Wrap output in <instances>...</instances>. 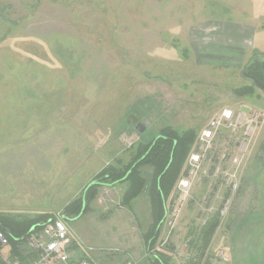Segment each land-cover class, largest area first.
<instances>
[{
    "label": "rangeland",
    "instance_id": "obj_1",
    "mask_svg": "<svg viewBox=\"0 0 264 264\" xmlns=\"http://www.w3.org/2000/svg\"><path fill=\"white\" fill-rule=\"evenodd\" d=\"M263 13L264 0H0V215L62 214L94 174L126 163L164 126L192 128L196 138L225 107L247 103L264 110V91L256 85L251 95L235 93L253 85L246 65L264 55L250 56L249 49L234 67L219 59L208 63L203 53L213 42L227 45L228 22L250 23V30L264 21ZM127 136L135 138L132 146ZM141 170L147 176L151 167ZM116 185L99 188L82 222L92 217L95 228L109 232L114 222L126 221L116 189L128 182ZM205 212L203 203L190 202L173 228L163 221L156 247L171 255L170 264L206 258L209 264H264V249L250 258L242 252L248 240L222 237L227 223L264 212V124L236 203L200 257L196 236ZM66 225L70 237L74 228ZM85 240L81 246L96 253L97 264H149L144 252L130 256L119 241Z\"/></svg>",
    "mask_w": 264,
    "mask_h": 264
},
{
    "label": "built area",
    "instance_id": "obj_2",
    "mask_svg": "<svg viewBox=\"0 0 264 264\" xmlns=\"http://www.w3.org/2000/svg\"><path fill=\"white\" fill-rule=\"evenodd\" d=\"M263 124L264 110L247 103L225 107L205 123L175 184L165 224L173 228L178 212L190 202L200 206L203 203L207 211L200 218V225L214 215L219 223L225 219L236 203L248 153ZM134 142L132 136L125 138L127 146ZM69 244L68 228L61 213L54 214L39 228L33 226L27 233L14 237L13 242L0 229V264H90L86 259H73ZM220 254L222 259L227 258L226 251Z\"/></svg>",
    "mask_w": 264,
    "mask_h": 264
},
{
    "label": "trees",
    "instance_id": "obj_3",
    "mask_svg": "<svg viewBox=\"0 0 264 264\" xmlns=\"http://www.w3.org/2000/svg\"><path fill=\"white\" fill-rule=\"evenodd\" d=\"M245 71L248 77L254 78L264 85V58L262 60L255 59L247 64ZM254 86L253 83V85L236 88L235 93L251 95ZM195 135L192 128L182 132H178L170 126L160 128L152 139L137 146L135 153L131 154L126 163L119 166H105L94 174L83 187L80 195L65 205L62 210L63 217L72 219L87 212L90 209V203L95 199L102 186H114L128 182V187L120 199L121 205L130 206L131 201L142 192H146L149 198L151 222L142 234L149 264H170L171 255L163 249L159 250L156 246L158 242L160 243L158 240L166 214L168 197L182 172ZM144 166L151 167V172L147 175L149 178L143 175L141 168ZM53 216L52 213H45L33 219L14 220L0 215V229L13 242L14 237L27 233L33 226L39 228ZM218 225L219 219L214 215L199 228L196 240L200 257H203ZM206 262L207 258L204 264H209Z\"/></svg>",
    "mask_w": 264,
    "mask_h": 264
},
{
    "label": "crops",
    "instance_id": "obj_4",
    "mask_svg": "<svg viewBox=\"0 0 264 264\" xmlns=\"http://www.w3.org/2000/svg\"><path fill=\"white\" fill-rule=\"evenodd\" d=\"M262 19H264V13L263 18H261L260 21ZM228 23L229 24L223 26V32H225L226 36L225 38L229 40L227 45L221 46L220 48L219 44L213 42L211 44L212 47L209 50L204 49L203 51V53L205 52V58L209 61L208 63H214L219 59L222 61V64L238 67L243 64L245 58L247 57L246 51L249 49H253L250 56L253 55V52L259 56L264 55V21L260 22L259 25L253 24V28L250 30L246 28V25H250V23ZM118 185H123V183L117 184L116 186ZM127 187L128 185L123 186L121 189H116V192L118 193H116V196L118 199H121ZM142 193L141 194L144 196L138 198V195L131 201L130 206L121 210L122 212H125L123 214L126 221L124 222L121 219L120 221L114 222V225H112V222L111 225L113 227H111L109 232L99 229L98 226L95 228V220L92 217H89L87 222H82L83 215L87 213L81 214L73 219L65 218L66 223H71V226L74 228L73 232L69 229L71 238L68 250L72 258L74 257L77 260L79 258H85L88 259L91 264H97V260L94 257L96 253H86L85 249L83 250V247L81 246L87 238L93 242L96 240L97 243H100L102 240L119 241V247L126 253L128 252L130 256H138L143 254V252L145 253L142 234L145 230H147L151 222V212L148 195L146 192ZM92 203L93 201L90 203V208ZM256 210H259V206ZM263 215L264 212H259V214L255 216L244 217L241 220H237L234 225L227 223L223 232L224 236L222 235V237L226 240L230 239V242L236 238L234 243H236V241L238 243L240 240H248L246 241L247 244H244L247 248L242 251L243 255H247L250 258L260 257L262 254L260 251L264 249L261 244L264 238ZM121 238H123V240ZM234 243H230L232 252H234L233 250L235 248ZM262 251L264 253V250Z\"/></svg>",
    "mask_w": 264,
    "mask_h": 264
},
{
    "label": "water",
    "instance_id": "obj_5",
    "mask_svg": "<svg viewBox=\"0 0 264 264\" xmlns=\"http://www.w3.org/2000/svg\"><path fill=\"white\" fill-rule=\"evenodd\" d=\"M252 80H253V82L255 83L256 87H258L260 90H263V91H264V85L260 84V83H259L256 79H254V78H253ZM132 120H133V122H134L136 119L133 118ZM139 125H140V124H139ZM139 125H138V126H139ZM138 126H137V127H138Z\"/></svg>",
    "mask_w": 264,
    "mask_h": 264
}]
</instances>
